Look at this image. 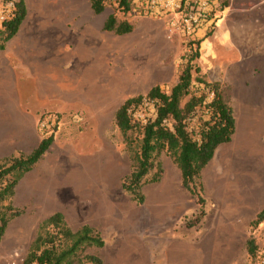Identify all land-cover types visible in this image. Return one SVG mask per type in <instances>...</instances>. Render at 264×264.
<instances>
[{
	"label": "rangeland",
	"instance_id": "374dc122",
	"mask_svg": "<svg viewBox=\"0 0 264 264\" xmlns=\"http://www.w3.org/2000/svg\"><path fill=\"white\" fill-rule=\"evenodd\" d=\"M25 2L26 18L5 48L7 66L16 75L0 79V86H16L14 94L21 98L22 108L37 116L36 128L24 140L29 147L43 138L41 124L47 129L56 125L54 142L37 165L54 181V189L39 178L30 186L27 207L47 196L58 202V187L68 180L64 189L71 194L69 215L77 225L81 207L89 209L97 202L104 211L117 209L119 235L104 226L109 245L113 238L140 237L156 244L161 254L169 238L193 239L197 242L187 255L178 258L183 248H175L171 264H264V221L254 223L264 209V111L256 108L264 105V0H227V7L221 6L219 25L197 36L201 56L194 63L201 68L199 74L224 83L235 110L236 133L231 142L217 148L216 157L202 172L205 215L190 228L187 221L195 218L201 205L196 196L187 200L181 170L167 153L159 157L160 181L143 188L149 202L138 204L123 189L132 160L115 120L117 109L128 98L146 96L155 85L168 91L177 83L188 40L171 29L173 14L139 3L124 13L115 10L114 0L99 14L91 0ZM0 12H9L4 0ZM112 13L118 20L132 22L133 31L105 30ZM63 94L68 104L61 103ZM153 110L145 100L134 116L146 121ZM130 134L138 136L135 131ZM220 179L225 181L224 189L217 187ZM166 192L175 200L173 217L166 223L157 217L151 221L146 216L148 206L159 205ZM85 193L89 196L80 197ZM3 204L13 206L12 199ZM251 238L257 247L254 255L248 250ZM109 245L105 250L110 251ZM100 252L98 247H87L71 264H93L86 254ZM17 254L26 258L15 251L10 264Z\"/></svg>",
	"mask_w": 264,
	"mask_h": 264
},
{
	"label": "trees",
	"instance_id": "16d2710c",
	"mask_svg": "<svg viewBox=\"0 0 264 264\" xmlns=\"http://www.w3.org/2000/svg\"><path fill=\"white\" fill-rule=\"evenodd\" d=\"M109 1L91 0V6L99 14ZM114 1L115 10L124 13L131 12L138 3L144 5L138 0ZM221 1L222 7L226 8L227 0ZM4 4L9 12L0 22V50H4L7 42L18 33L27 15L25 0H4ZM141 10L145 11L144 8ZM104 29L125 34L132 32L134 25L128 20H118L117 15L112 13L107 17ZM200 45V39L186 42L179 79L170 90L155 85L146 96L128 98L115 113L116 124L126 136L132 160V170L124 178L123 189L138 204H144L146 196L143 188L160 181L163 167L159 157L163 152L167 153L181 170L184 188L196 196L201 205L195 218L187 221L189 228L199 224L205 215L202 172L214 158L217 148L229 143L236 132L234 107L224 83L199 74L201 68L194 63L201 56ZM145 100L152 104L154 110L153 115L143 121L134 116V111ZM43 120V116L40 117L39 124ZM41 127L44 136L32 152L0 162V241L8 223L23 213L11 204L3 203L13 198L18 182L33 169L54 142L56 125L50 129L42 124ZM50 130L52 132L48 134ZM134 131L138 132L136 138L130 134ZM263 221L264 209L258 212L254 223ZM105 245V239L94 227L84 224L74 231L64 214L56 212L40 223L24 264H71L87 247L102 248ZM256 248L254 239H249V253L254 255ZM85 257L93 264H105L99 255L86 254Z\"/></svg>",
	"mask_w": 264,
	"mask_h": 264
},
{
	"label": "crops",
	"instance_id": "0c3cea01",
	"mask_svg": "<svg viewBox=\"0 0 264 264\" xmlns=\"http://www.w3.org/2000/svg\"><path fill=\"white\" fill-rule=\"evenodd\" d=\"M6 55L5 49L0 50V68L3 69L2 73H0V79L5 80L6 78H9L11 80V76H14L15 78L16 72L12 65L13 70H11L10 67L8 68ZM15 55L17 56L16 53ZM1 88H3V91H1ZM14 89L17 91L16 86H0V103L4 104L2 109L5 108L0 114V161L11 156H17L20 152L29 154L38 146L40 142L37 141L35 145L31 147H29L30 145L27 142H24V140H27L29 132H32V130L36 128L37 116L35 113L22 108L21 98L17 93L14 94ZM55 92H51L52 99L55 98ZM243 102L245 104L250 103L248 101ZM61 103H69V99L64 96V94L61 98ZM256 108L264 111L263 104L261 107L260 105L256 106ZM246 114L249 113L247 112ZM217 150L214 158L217 155ZM40 161L41 159L33 167V169L36 170L33 171L32 169L28 171L26 173L28 177L25 174L24 176L27 178L23 177V183L21 184L19 181V186L17 184L15 187L12 204L16 208L24 211L21 215L13 218L8 223L5 233L1 238L0 264H10L11 256L15 251H20L23 256H26L33 240L37 236L40 223L56 212H62L64 214L65 220L74 231L78 230L84 224H89L98 230L106 241L108 233L104 235V232L106 231V227L104 226L109 225L111 231L110 233L117 232L119 235V213L117 209L113 210L110 208L108 211H104L97 202L91 203V207L89 209H83V207H81V210L78 212L79 225L76 224V219H71L69 215V198L71 197V194L64 189L65 184L69 185L68 180L66 183L63 182L62 187H58V202L54 201V196L51 198L47 196L43 198V202H39L38 204L33 203L30 207H27L30 200V186H33V184L38 182L39 178H45L48 184L54 189V181L52 184L50 182V177L45 176L47 174L46 171L42 172L39 166L37 167ZM27 182H29L30 185L24 184ZM217 184L219 189L225 188V181L220 179L217 181ZM168 194L169 193L166 192L159 197V205L148 206V213L146 216H149L151 221H153V218L157 217L166 223L167 220L173 217L175 200L173 196L171 197ZM187 194V200H192V194L188 190ZM80 195V197L89 196L87 193ZM145 202H149L148 195H146ZM191 210H193V207ZM19 218L23 220L19 221ZM196 242L197 241H193V239L182 240L169 238L165 242L163 249H160V254L158 252L159 247L146 239L140 237L134 239L130 237L121 239L113 238L110 245L106 241V245L100 248L102 252L98 255L103 259L105 264H171V253L175 250V248H183L180 252H178L179 258L181 255H187L193 248L191 245H194ZM108 245L110 246V251H107V249L105 250ZM190 256L192 255L190 254ZM162 258L163 260L165 258V262H163V260L162 262L160 261Z\"/></svg>",
	"mask_w": 264,
	"mask_h": 264
},
{
	"label": "built area",
	"instance_id": "2783aa9c",
	"mask_svg": "<svg viewBox=\"0 0 264 264\" xmlns=\"http://www.w3.org/2000/svg\"><path fill=\"white\" fill-rule=\"evenodd\" d=\"M156 11L173 14L171 29L182 34L186 40L197 39L201 31H207L219 25L222 13L221 0H138ZM0 12V22L7 17ZM25 258L18 255L11 264H24ZM38 264V263H31Z\"/></svg>",
	"mask_w": 264,
	"mask_h": 264
}]
</instances>
